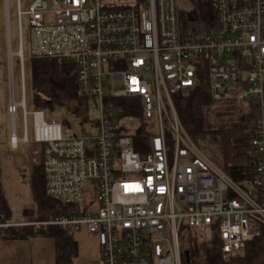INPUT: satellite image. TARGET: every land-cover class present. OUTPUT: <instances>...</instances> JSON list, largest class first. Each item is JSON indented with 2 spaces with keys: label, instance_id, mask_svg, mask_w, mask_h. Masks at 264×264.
Instances as JSON below:
<instances>
[{
  "label": "built area",
  "instance_id": "1",
  "mask_svg": "<svg viewBox=\"0 0 264 264\" xmlns=\"http://www.w3.org/2000/svg\"><path fill=\"white\" fill-rule=\"evenodd\" d=\"M182 1L35 0L23 12L21 0H16L20 100L10 60L11 146H41L36 155L44 153L49 198L76 207L93 184L97 208L16 225L0 222V228L31 227L37 233L57 227L73 235L84 233L99 245L96 264H183L184 229L198 243H210L218 233L225 261L261 236L264 0H215L211 30L194 28L188 17L183 26ZM24 17L32 57L73 65L80 95L98 101V136L64 137L61 126L47 122L43 111L28 110ZM8 18L9 5L7 23ZM201 76L215 104L230 114L252 109L258 115L248 131L256 157L254 183L233 182L181 124L173 97L193 91ZM127 108L140 115H126ZM142 128L150 135L137 152L136 131Z\"/></svg>",
  "mask_w": 264,
  "mask_h": 264
},
{
  "label": "trees",
  "instance_id": "2",
  "mask_svg": "<svg viewBox=\"0 0 264 264\" xmlns=\"http://www.w3.org/2000/svg\"><path fill=\"white\" fill-rule=\"evenodd\" d=\"M191 6L181 13V24L187 23L189 14L197 13L199 26L205 29L214 28L216 16L214 0H190ZM206 77L201 76L197 88L186 95H176L173 102L177 114L186 132L194 138H210L222 158L225 174L236 184L254 183L255 160L250 146L248 131L258 117L255 111L245 110L230 114L220 105L215 104L209 94ZM32 104L35 110L62 108L70 114L85 119L82 114L86 98L80 95L76 83L75 69L71 64H59L49 58H32ZM126 115H140L127 108ZM220 114H228L218 118ZM134 148L137 152L143 149L150 135L146 129L136 131ZM168 139L171 138L167 132ZM43 151L39 158L43 162ZM32 200L34 211L26 210L25 214L33 213L35 220H43L50 214L71 213L74 206L63 205L46 195L43 163L34 167L31 179ZM12 211L4 195L0 173V222L8 223ZM0 233L8 239H29L37 235L52 239L55 243L56 264H76L78 260V243L74 235L68 231L49 228L46 232H34L31 227L0 228ZM218 233L213 234L210 243H198L194 235L184 229L181 237L182 262L186 264L185 252L190 253L189 264H264V232L254 241L248 243L245 251L225 261L222 257V245Z\"/></svg>",
  "mask_w": 264,
  "mask_h": 264
},
{
  "label": "rangeland",
  "instance_id": "3",
  "mask_svg": "<svg viewBox=\"0 0 264 264\" xmlns=\"http://www.w3.org/2000/svg\"><path fill=\"white\" fill-rule=\"evenodd\" d=\"M34 1L35 0H21L22 11H29L31 4ZM189 1L190 0L182 1L184 8H190L191 4ZM6 4L5 0H0V173L2 189L4 190L12 208V217H16L19 220L23 217V210L25 208L28 209L34 206L31 192L32 174L37 162H43L39 156L36 155V152H38L41 148L40 145H35L30 142L29 144L20 145L19 150L10 149L11 145L9 138L10 131L12 130V123L11 117L8 114L9 77L7 69L9 52L13 53L11 63L14 76L15 95L18 97V101L20 100L19 76L21 61L17 55L19 52L17 2L16 0H9V3L7 4L9 5L8 23L6 19ZM8 25L9 28H7ZM22 27L27 108L28 110H35L32 104V42L27 17L23 18ZM193 27L196 29L200 28L198 22H194ZM201 28L205 29L203 25H201ZM239 111L245 112L244 109H239ZM43 112L47 122H55L61 126L64 137L89 138L98 136L97 122L100 116L99 103L93 98L86 99L83 106L82 114H84L85 119L70 114L66 110L59 107L46 109ZM237 113L239 112L237 111ZM16 131L17 135L20 137L22 135V130L19 115L17 116ZM198 141L204 152L215 163L220 164L221 166L222 158L218 152L219 150H217V146L213 144L212 140L210 138H199ZM22 151H24V153H22ZM168 154L170 159H172L174 154L173 140L169 141ZM83 198V203L76 206L73 211L77 212L78 209L90 211L97 208V190L94 188L93 184H91L89 189L85 191ZM97 262L91 264H96ZM76 264L88 263L79 261L78 259Z\"/></svg>",
  "mask_w": 264,
  "mask_h": 264
},
{
  "label": "crops",
  "instance_id": "4",
  "mask_svg": "<svg viewBox=\"0 0 264 264\" xmlns=\"http://www.w3.org/2000/svg\"><path fill=\"white\" fill-rule=\"evenodd\" d=\"M9 139L11 145V131ZM10 149L19 150L20 148L13 149L11 146ZM22 153H24V151H22ZM6 199L9 203L7 197ZM9 206L11 208L10 203ZM26 210H31L32 212L34 211V206L28 209L25 208L23 210V217L19 220L16 217H11L8 224L16 225L22 222L34 221V212L25 214ZM74 239L78 243L79 261L91 264L99 260V247L96 239H92L84 233L74 235ZM0 264H56L55 243L52 239L41 235H37L29 239L14 240L4 238V235L0 233Z\"/></svg>",
  "mask_w": 264,
  "mask_h": 264
},
{
  "label": "water",
  "instance_id": "5",
  "mask_svg": "<svg viewBox=\"0 0 264 264\" xmlns=\"http://www.w3.org/2000/svg\"><path fill=\"white\" fill-rule=\"evenodd\" d=\"M196 19H197V13L194 12V13L188 15V21L190 23H194L196 21ZM11 59L12 58H10V56H9L8 62H10ZM227 116H228V114H220V115H218V118H225ZM184 256H185L186 264H189L190 263V253L185 252Z\"/></svg>",
  "mask_w": 264,
  "mask_h": 264
},
{
  "label": "bare ground",
  "instance_id": "6",
  "mask_svg": "<svg viewBox=\"0 0 264 264\" xmlns=\"http://www.w3.org/2000/svg\"><path fill=\"white\" fill-rule=\"evenodd\" d=\"M12 55H13V53H12V52H9V56H10V58H12Z\"/></svg>",
  "mask_w": 264,
  "mask_h": 264
}]
</instances>
